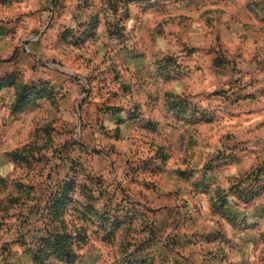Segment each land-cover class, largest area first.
Returning a JSON list of instances; mask_svg holds the SVG:
<instances>
[{"label": "rangeland", "instance_id": "rangeland-1", "mask_svg": "<svg viewBox=\"0 0 264 264\" xmlns=\"http://www.w3.org/2000/svg\"><path fill=\"white\" fill-rule=\"evenodd\" d=\"M0 264H264V0H0Z\"/></svg>", "mask_w": 264, "mask_h": 264}, {"label": "trees", "instance_id": "trees-1", "mask_svg": "<svg viewBox=\"0 0 264 264\" xmlns=\"http://www.w3.org/2000/svg\"><path fill=\"white\" fill-rule=\"evenodd\" d=\"M3 33V28L0 27V35Z\"/></svg>", "mask_w": 264, "mask_h": 264}]
</instances>
